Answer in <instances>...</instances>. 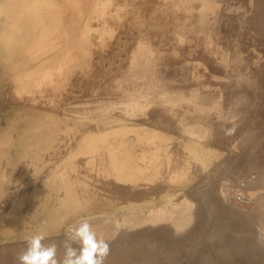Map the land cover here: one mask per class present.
I'll return each instance as SVG.
<instances>
[{"label": "rangeland", "instance_id": "rangeland-1", "mask_svg": "<svg viewBox=\"0 0 264 264\" xmlns=\"http://www.w3.org/2000/svg\"><path fill=\"white\" fill-rule=\"evenodd\" d=\"M3 1L4 0H0V140L2 139V141H0V153H2V158L0 160V189L2 190H0V259L2 261L0 260V264H6L8 261L9 262L7 264H18L17 260L15 259L17 254L19 253V251H21L22 248L24 249L26 247L27 238L35 234H43L45 236L44 242H48V239H56L55 241H57V245H59L58 251L64 253L62 242L65 240V238H68L66 235L68 233L69 226L77 224L83 218H88L98 235L99 225L96 223H98V221H100V219L105 216L116 217L117 213L123 210L124 206L123 204H121L123 202V194H121L120 192V187H123L124 184V186H130V184L129 182H126V184L125 182L118 180V178H120L118 176V173L120 171L116 173L117 176L113 175L112 172L108 173L107 175L105 173L103 176V173L101 172V169L103 170L105 168L103 165L102 168H100V171H98L97 169H91L90 171V166L85 165L84 162L86 159V155L83 154L85 158L82 159L83 156L80 153H77L76 155L72 154V158H70L71 155L69 154L72 153L71 150H75L74 148L76 147V143L78 141L84 139L85 145L83 144V141L77 143V145L81 143L84 145H80L81 147H85L87 146V144L90 145L94 142L96 146H100V140H102V137L104 135H107L105 136V138H107L109 143H113L112 146H115L117 150L120 149L119 152L121 151V155L120 153L117 154L118 157L119 155H125V145L122 146V148L120 147L121 145L117 146V139H114V136H112L115 135V128L112 127L107 129L106 133H97L99 134V137L101 136L100 138L95 137L96 134L94 130L96 126L94 127V125H98L100 121L103 120L101 116L96 119L99 114L102 113H99L102 110H98L99 106L107 107V114L109 118H119L129 124L136 125L137 127L150 128L149 130H154V132L160 131V133L164 134L167 137L169 134L168 139L171 142H168V149L169 151H172V155L174 156H176V154L177 156H179V154L180 156L183 155L184 148L188 144L193 143H197L199 144L198 146L203 147L206 151L213 152L215 154L213 156L210 154L204 156L206 159V174L198 173V169L195 164H192L190 168V171L194 173L195 181H202L203 179L204 181L207 180L206 182L202 183L203 186L200 190L205 191L206 193L208 192V195L210 196H208V198L203 193L202 195L197 193H193L192 195L190 191L193 190V188L186 189V195L189 197V199H191L192 202H194L193 211L197 210L198 213H196L194 215L195 217H193L196 218V224L192 223L194 219L191 220L187 224V226L189 225V228L191 225V228L188 229V227L186 226V232H184L183 230L182 233L173 232L170 228H168L169 231L167 232L161 231L160 229L164 225L161 224L162 222L160 224L156 223V225L153 224L155 227L151 228L149 227V225L151 224L146 223L148 226H144L142 223V225L139 226L141 228H138L140 230L142 229V231H140V236L143 240V245L144 243H146L144 241H147L149 244L156 246L159 243L161 245H165L166 247H170L171 250L174 249L172 251L176 252L177 256L184 255L186 253V246H188L191 241V239H188V237L191 236V234H197L198 236V240L195 243V245L198 247L194 249H198L199 251L206 246L211 248V246L213 247L214 245L215 246L213 247V249H217L219 247V243L214 244L217 240L209 241L212 240V238L209 239L208 237V232L212 230V227H215L213 225L215 223H205L207 221V216L208 220L211 218V216L213 218L214 216L212 215V212L215 211L216 213L217 210L215 195L212 193L216 190V182L223 180V176H227L226 179L230 177L233 179L232 181L234 183H238L239 180L237 179V177L239 178V176L237 174H241L244 170L247 174L250 175L248 177V175L243 173L245 176L243 175L242 178L248 177L250 179L253 178L252 180H255L256 178H258L256 175H264V158L262 157L264 156V152H262L264 150V133H262L264 130V70H261L260 77L258 76L254 79L251 73L252 65L247 64V61H249V59L252 57V52H255L254 49L256 51H260L261 59L262 57L264 59V38L259 34H253V31H255L254 25H251L248 28V30L250 29L249 31L246 29V27H244L245 29L242 28L243 32L239 31L241 30L242 26L240 25V22L237 21L239 24L238 25L235 21V19L240 20L238 19L239 10L237 9V13V11L234 10L236 8L230 5L228 6L226 2L222 4L223 8L220 5V10L214 6L211 7V9L213 8V10H215L213 11L209 9L211 11L210 12L207 10L208 7L205 8L204 5L202 6L203 0H95V2L94 0H90L91 4L94 3V5L92 4L90 6H87L89 5V2H87L86 0H78L76 2L70 0L72 1L71 4H68L70 3L69 1H67L68 3L64 1L66 10L67 6H69L70 9L68 8V10L71 14L75 13L76 17L79 18L80 15H83L80 13H84L85 15L88 14V17H86L87 19L85 18L86 21L84 20L85 22H87L85 23L87 30L85 32L86 37L85 35H83L81 39L78 38L77 32H75L76 35L73 33V31H76V27L74 26V29L72 26H68L69 28L73 29L72 31L69 29L67 30V26H65L66 24L64 23H62L64 24V26L62 25L61 27L59 26L58 28H56L58 30H53V32L48 35L49 39H52L50 41L52 42L54 40H57L58 43L64 42L67 44L65 45L63 43V46L59 44L63 47L61 53V50H58L61 49L60 46L58 48V43L55 45L57 46V48H52V51H50L49 53L54 54L56 52L55 50H58L55 55L58 54L57 57H60L61 55L62 59L60 60H62V62L59 61V63L58 61H56L59 60L57 58L56 60H54V62H51V66H46V69H49V71H51V73L49 74H52L50 79H46L44 75L39 72L38 76L35 75V81L38 84L35 83L34 87L28 85L29 89H25L23 88L22 84L16 85L14 83L15 73L12 70L16 67L13 68V66L10 65L16 61V56L20 54L19 52H22L19 47L20 44L22 43L25 46V43H28L29 41L32 42V36L35 32H37V28L35 26V8L43 4H48L50 2H54L55 4L60 2L59 4L61 5L63 0H49V2H47L48 0H19L22 7L23 5L25 6L23 7V9L17 7H21V5H16L19 3L18 0H9L10 2L12 1L11 4L15 1L14 5H12L16 7V9L18 8L17 10L9 4L10 2L7 3L8 8L6 6V3H4L3 6L1 4V2L3 3ZM5 1L7 2L8 0ZM55 1H57V3ZM84 2L86 4V7H88L90 11L84 9ZM77 3L80 8L82 5V8L84 9L79 12V14L78 12H71L72 8L73 10L74 8H78L77 6L73 7L75 6L74 4ZM70 5L72 6V8ZM26 6L28 8H26ZM91 6H93V8ZM59 7L62 9L63 6ZM221 8L224 11L221 10ZM68 10L66 11V14H68H65V16H67L68 20H70L69 17L71 18L75 15L69 14ZM77 10L79 11L80 9L78 8ZM225 10L229 14H227ZM18 13L21 15L22 19L20 18V15ZM222 14L226 16V18L222 17ZM234 14H237V17L234 16ZM65 16L64 18L66 21L67 19ZM76 17H72L74 19L73 21H75ZM80 17L82 18V16ZM33 18L35 22H33ZM14 20L16 24L12 23L14 22ZM30 20L31 23L33 22L34 24H30ZM220 20L223 22L220 23ZM226 21L228 22V24H226ZM8 24H10L9 27ZM236 26H238V28ZM239 26L241 27L239 28ZM64 27H66V29H64L66 30V33L63 30ZM236 28L237 30H239H235ZM17 29L21 31H18ZM67 31L70 32H68L70 35L74 34L76 36L75 41L71 37L73 40V44L71 43L72 40L69 38L70 35L68 37ZM63 32L67 36H65ZM238 32L241 36H245L246 38H241L240 35L239 37L237 35L239 34ZM60 34L61 36H59ZM241 39L242 42L240 41ZM243 39H245L246 41ZM22 41L25 43H23ZM237 41L240 42V45L241 43L242 45L248 44L247 46H250V49H248L247 46L243 47L242 45H237L239 44L237 43ZM82 43L85 44V46L82 45ZM65 46H67V49L68 46H70L68 50H71L72 48L75 50L72 49L73 52L72 50L68 51L67 49L63 51V49L66 48ZM238 46L240 48H238ZM234 47H236V50ZM238 49L241 50L237 51ZM77 50H79L80 53L78 51L76 52L77 54L73 55L74 51ZM245 50L246 52L244 53H248L243 55V51ZM249 51L251 52L249 53ZM70 52H72L73 56ZM78 53L80 56H77ZM235 55L237 57H235ZM80 57L82 59V62L81 59H79ZM262 62L259 66H264V61L262 60ZM239 66H241L243 69ZM10 68L12 69L10 70ZM17 68H19V66H17ZM245 68L248 71H251L248 72ZM240 69H242L243 71ZM241 72H245L247 74L246 77H242ZM249 73H251V77L248 76ZM247 77L249 79H247L246 85V83L244 82ZM242 78H244V81H242ZM252 79H254V81H252ZM42 80L43 82H41ZM248 80L250 85L248 84ZM56 81L58 82V85H55ZM238 81L240 83H238ZM251 83L255 84V88ZM257 85H261V87ZM43 86L47 87V89ZM53 88L57 89V91H55ZM257 88L259 90H257ZM34 90H37V92ZM40 91L46 92L42 93ZM38 92H40L41 94H39ZM257 92L260 94H257ZM54 93L56 95H54ZM39 95L43 99L40 98ZM44 96L47 99H45ZM131 100H135L136 102V106L133 108L127 107L126 104ZM34 106H36L37 108ZM39 107L41 109L44 108L48 111L45 112L43 110H40ZM50 109H52L51 111L54 112H51ZM65 109H67V111ZM257 109L259 110L257 111ZM256 115H258V117ZM235 116L238 117L236 118ZM29 119H32V124L35 121L34 124H36L37 126L39 125L38 127H41L39 130L41 135L38 131L36 134L38 136L37 141L33 140L35 134L31 128L34 124L31 125V127L28 123ZM93 119H96V121H92ZM39 120L42 121L40 122ZM242 122L244 124H242ZM43 124H46L44 126L47 127L43 128ZM51 126L54 132L56 131V129H59V131L57 130L58 133L57 131L55 132L56 134L53 131L48 132L49 130H52L50 129ZM26 127H28L29 129ZM191 127L193 130L191 129ZM232 127H235V134L226 136L225 130ZM47 128H49V130ZM185 128H188L186 130L187 132L185 131V133H183ZM43 129L47 130L43 131ZM73 130L75 132H73ZM189 130H192L195 138L186 136L190 134L188 132ZM77 131L79 134L76 133ZM48 133H51V136ZM45 134L47 135V137H44ZM196 134H199L197 138ZM56 135H58L59 137ZM69 135L71 136V138ZM131 135L133 136V133L129 134V137H132ZM42 136L44 137L43 139ZM198 137H201L200 140ZM188 138L189 141H187ZM87 139L89 140L88 142L86 141ZM74 141H76L75 144ZM259 141L262 142V149H259ZM29 144H32V146L28 147ZM110 144L106 146V149L110 148ZM173 144H177L179 147L177 145L174 146ZM22 146H24L26 150H24V147ZM148 149L152 150L151 152L153 153L152 148L149 147ZM174 150L177 151L174 152ZM242 151L244 152L242 153ZM259 151H261L263 154H260L261 152ZM155 152L156 151H154L153 155L152 153L148 154L152 159V172L148 170L146 171V169L144 168L146 172L144 170L143 171L146 174L142 173L140 175L146 177L147 179L149 178V180L151 181H147L148 183H151L149 185L154 184L159 186L162 185V183H160V180L161 182L164 181V173L162 172L163 164L161 163V165H159V171L155 170L154 164L159 162V156H157L158 153L156 154ZM66 158L70 160L75 158L73 159L74 161H72L73 165L71 162L66 163ZM80 160L83 162H81ZM74 163L75 165L76 163L78 164V167H75V171L72 170V166H75ZM216 164L219 166L221 165L222 167H220H224L225 169L223 168L221 170L218 167L217 171V169H215ZM20 165L22 166L20 167ZM135 165L137 166V162L135 163ZM43 166H46V168ZM67 166L68 168H66ZM54 169H56L57 171ZM239 170L240 172H238ZM51 172L52 178L50 176ZM53 172H55L56 174ZM67 172L71 173V175ZM98 172L102 175L99 174V176L97 177L96 173ZM156 173L158 175H156ZM67 174L70 176H68L69 178L73 177L70 181L74 180L76 177L77 179L79 177H87L88 179L91 178V181L89 180L86 184L87 190L82 194L78 193L77 197L74 199V203L72 202L71 204L66 201V198H68L69 194L63 188H60L62 186V181L60 180H63L61 178H64V176H67ZM254 174L256 178L254 177ZM47 175H49V177H47ZM209 175L210 178H208ZM215 175L216 178H214ZM101 176L103 177V180L100 179ZM105 177H109L108 180L110 179V181L104 179ZM221 177H223V179ZM69 178L68 181L67 179H64L65 186H68L69 183L75 186L76 184L71 183L69 181ZM234 178L237 181L234 180ZM46 179H51V182H47ZM35 180L37 181V183H34L36 182ZM113 180L115 182L117 181V183H115ZM52 181H55L56 183L54 182L55 184H52ZM157 182L160 184H158ZM107 183L109 185L111 184V191L109 190V186ZM204 184H206V187L204 186ZM45 185L46 187H48L49 185L50 186L46 188ZM91 185H95L94 190L89 188ZM210 185L211 188L209 187ZM76 186V191H79L80 184H77ZM51 187H53V189H51ZM208 187L210 189H208ZM43 189L44 191H42ZM61 189L63 190V192H61ZM74 191L75 190L71 191L70 193L72 194V192L74 193ZM103 191L105 193H103ZM165 191L172 194L175 192V189L172 186H169ZM262 191L261 189H255L254 195L258 196L257 193L262 194ZM107 192L109 194H107ZM65 194L68 195L65 196ZM176 196L178 198H181L179 194ZM62 197L65 201L62 200ZM195 201L197 202L195 203ZM66 202L68 203L67 205H65ZM202 203H204L205 205H203ZM213 206L216 207L214 208ZM194 207H196L197 209L195 210ZM208 207H210V209ZM207 209L209 212L207 211ZM206 213L209 214L207 215ZM196 215H198L199 217ZM208 224L212 226H209ZM203 225L207 228L200 227ZM121 231L116 233L117 236ZM173 234L175 237H173ZM177 234L179 235L177 236ZM207 241L214 243H211V245L209 246L207 244ZM76 246L77 245L74 243L73 247ZM173 246L175 248H173ZM202 246L204 247L202 248ZM16 248H18L19 250H17ZM7 249H9L10 251ZM4 251L6 253H3ZM208 253L210 254V252L205 251L203 258V260L205 259V261L201 262L202 264H214L213 257H209ZM8 254H10L11 256ZM160 254L159 252H156L155 255H158L159 259H155L158 258L155 257L152 261L149 262L143 260L142 264H168L167 261L163 259L162 252H160ZM59 255L61 254L59 253ZM8 256L10 257L9 260ZM3 259L5 260V262ZM14 259L16 261H14ZM190 260H193V258H191ZM190 260V264H196L195 260H193L192 263ZM135 262L137 263V261ZM233 263L239 264L235 262ZM225 264L230 263L226 262Z\"/></svg>", "mask_w": 264, "mask_h": 264}, {"label": "bare ground", "instance_id": "bare-ground-1", "mask_svg": "<svg viewBox=\"0 0 264 264\" xmlns=\"http://www.w3.org/2000/svg\"><path fill=\"white\" fill-rule=\"evenodd\" d=\"M15 1H17V0H15ZM15 1L12 3L13 5H14V3H15ZM19 1V0H18ZM64 1L65 2H67V1H69L70 3H68V4H71V2L72 1H70V0H63V2H62V4L60 5L59 3H57V1H55L57 4H55L54 2H50V3H48V4H43V5H40L39 7H37V8H35L34 10H35V15H36V19H35V21H34V18L32 19L33 20V22H35V26H36V28H37V32H35L34 34H33V36H32V42H28V43H25V42H23V41H25V40H23L22 42L23 43H25V46L21 43L20 44V49L22 50V52L20 51L19 53L20 54H18V56H16L17 58H16V61L14 62V63H12L10 66H13V68L14 67H16V68H14L12 71H14V83L16 84V85H20V84H22V86H23V88H25V89H29L28 88V85H30V86H32V87H34L35 86V83L36 84H38L36 81H35V77L36 76H38V73L40 72L42 75H44V77L47 79V78H49L50 79V77L52 76V74L50 75L49 73H51V71H49V69H46V66H51V62H54V60H56L57 58L59 59V60H56V61H61L62 62V60H60V59H62L61 57V55H60V57L58 56L57 57V55H55L57 52H58V50H61L60 51V53L62 52V46H63V43L64 42H60V43H58L57 42V40H54V41H50V40H52V39H49V34H51L52 32H53V30H55L56 28H58L59 26L61 27L62 25L64 26V24H66L65 26H67V30L69 29V30H71L72 31V29L74 28V26L76 27V31H73V33L76 35V33L75 32H77V34H78V38H80L81 39V37H83V35H85L86 33V24L85 23H87V22H85L86 20H85V18L86 17H88V14H84V13H80V14H83V15H80V16H82V18L78 15L79 14V12H81L82 10H84V9H86L87 11L89 10V8L88 7H86V4H85V2L87 1V2H89L88 4L89 5H87V6H90V5H94V3H92L91 4V1L90 0H86L85 2H84V4H83V7H84V9L82 8V5H81V8L79 7V5H78V3L77 4H74L75 6H73V7H78L80 10L78 11L77 9L78 8H74V10H73V8H72V6H71V12H78V16H79V18L78 17H76V14L74 13V14H71L70 13V11L68 10V8H69V6H67V10L69 11V14H71V15H75V16H72V17H76V19H75V21H73L74 19L72 18H70L69 16V19L70 20H72V21H70V20H68V18H67V16H65V14H66V6H65V3H64ZM73 1H78V0H73ZM8 2H10L9 0L6 2L5 0L3 1V3L1 2V4L3 5L4 3H8ZM12 2V1H11ZM11 2L9 3L10 5H12L11 4ZM47 2H49V0L47 1ZM74 2V3H75ZM94 2H95V0H94ZM201 2V1H200ZM227 3L228 4V6L230 5V6H232V7H234V8H236V9H234V10H236L237 11V9L239 10V18L238 19H240V20H237V19H235V21L237 22H240V25L242 26H239V28L241 27V30H239V31H242V28L243 29H245L244 27H246V29L248 30V28L251 26V25H254V27H255V31H253V34L255 33L256 35L257 34H259L260 36H262L263 38H264V0H203V4H202V6L204 5L205 6V8H207V10L208 11H210L209 9H211V7H216V8H218L219 9V7H220V5H221V7H222V4L223 3ZM18 3V2H17ZM19 3H20V1H19ZM16 4V5H21V3L20 4ZM63 3H64V5H63ZM231 3V4H230ZM73 4V3H72ZM12 5V6H13ZM63 6L62 7V9L64 10V8H65V10L63 11L59 6ZM85 5V6H84ZM4 6V5H3ZM7 6V8H8V4L6 5ZM5 6V7H6ZM225 6V5H224ZM14 7V6H13ZM18 8H22L23 9V7H25L24 5H23V7H22V5H21V7H19V6H17ZM92 8H93V6H91ZM91 7H90V9H91ZM231 7V8H232ZM2 8H4V7H2ZM11 8V7H10ZM15 9H16V7H14ZM17 8V9H18ZM26 8H28L27 6H26ZM95 8V7H94ZM223 8V7H222ZM221 8V10H223ZM6 9V8H5ZM16 9V10H17ZM70 9V8H69ZM77 11H76V10ZM233 9V8H232ZM1 10V9H0ZM2 10H4V9H2ZM10 10H13V9H10ZM86 10H85V13H86ZM93 10V9H92ZM211 10H213V8L211 9ZM215 10V9H214ZM213 10V11H214ZM220 10V9H219ZM234 10H233V12H234ZM23 11V10H22ZM90 11V10H89ZM212 11V12H213ZM217 11V10H216ZM224 11V10H223ZM226 11V10H225ZM14 12V11H13ZM12 12V13H13ZM28 12H29V9H28ZM84 12V11H83ZM211 12V11H210ZM227 12V11H226ZM225 12V13H226ZM1 13H2V11H1ZM20 13V12H19ZM18 13V14H19ZM23 13V12H22ZM206 13H207V11H206ZM217 13V12H216ZM222 13H224V12H222ZM237 13H238V11H237ZM17 14V13H16ZM68 14V13H67ZM66 14V15H67ZM209 14V13H208ZM213 14V13H212ZM227 14H229L228 12H227ZM12 15V14H11ZM20 15V14H19ZM18 15V16H19ZM84 15H85V17H84ZM205 15V14H204ZM223 15V14H222ZM221 15V16H222ZM233 15V14H232ZM64 16L66 17V21H65V18H64ZM216 16V15H215ZM229 16H231V15H229ZM228 16V17H229ZM234 16H236L237 17V14L235 15L234 14ZM7 17V16H6ZM16 17V16H15ZM84 17V18H83ZM205 17V16H204ZM210 17V16H209ZM217 17H218V15H217ZM222 17H225L226 18V16H222ZM19 18V17H18ZM20 18H21V15H20ZM29 18V17H28ZM27 18V19H28ZM80 18H81V21H80ZM230 18V17H229ZM10 19V18H9ZM8 19V20H9ZM16 19V18H15ZM22 19V18H21ZM30 19H31V16H30ZM79 19V20H78ZM87 19V18H86ZM201 19V18H200ZM222 19H224V18H222ZM221 19V20H222ZM233 19H234V17H233ZM6 20H7V18H6ZM18 20V19H17ZM79 22H78V21ZM85 20V21H84ZM204 20V19H203ZM220 20V21H221ZM11 21V20H10ZM27 21V20H26ZM67 21H70V22H67ZM84 21V22H83ZM19 22V21H18ZM31 23V20H30V24H34V23ZM77 22V23H76ZM81 22V23H80ZM223 21H221L220 23H222ZM238 22H237V24H238ZM12 23H15L16 24V22H15V20H14V22H12ZM11 23V24H12ZM21 23V22H20ZM26 23V22H25ZM62 23H64V24H62ZM230 23V22H229ZM226 24H228V22L226 21ZM6 25V24H5ZM9 25L10 24H8V27H9ZM13 25V24H12ZM26 25V24H25ZM24 25V26H25ZM28 25V24H27ZM239 25V24H238ZM34 26V25H33ZM73 27L72 29L71 28H69V27ZM7 27V28H8ZM16 27V26H15ZM231 27V26H230ZM237 28H238V26H236ZM17 28V27H16ZM20 28V27H19ZM18 28V29H19ZM88 28V27H87ZM237 28L235 29V30H237ZM6 29V28H5ZM17 29V30H18ZM27 29V28H26ZM32 29V28H31ZM64 29H66V27H64L63 28V30ZM56 30H58V29H56ZM231 30V29H230ZM237 30V31H238ZM246 30V31H247ZM250 30V29H249ZM248 30V31H249ZM18 31H21V30H18ZM66 30H64V32H65ZM236 31V32H237ZM245 31V32H246ZM32 32V31H31ZM34 32V31H33ZM59 32V31H58ZM63 32V33H64ZM69 31H67V34H68V37H69V33H68ZM229 32V31H228ZM243 32V31H242ZM17 33H19V32H17ZM23 33H24V31H23ZM66 33V32H65ZM65 33H64V35H65ZM232 33V32H231ZM239 33V32H238ZM252 33V32H251ZM1 34V33H0ZM10 34V33H9ZM55 34V33H54ZM74 34H71L70 35V39L72 40V38L74 39V41L76 40V36L74 35ZM237 34V33H236ZM5 35V34H4ZM21 35V34H20ZM72 35H74V36H72ZM238 36L240 35V33L239 34H237ZM248 35V34H247ZM6 36V35H5ZM14 36V35H13ZM31 36V35H30ZM29 36V37H30ZM52 36H53V34H52ZM56 36V35H55ZM54 36V37H55ZM59 36H61V34L59 35ZM58 36V37H59ZM65 36H67V35H65ZM234 36H235V34H234ZM241 36V35H240ZM239 36V37H240ZM259 36V37H260ZM15 37V36H14ZM72 37V38H71ZM75 37V38H74ZM85 37H86V35H85ZM237 37V36H236ZM242 37H245V36H241V38ZM256 37V36H255ZM3 38V37H2ZM10 38H11V36H10ZM9 38V39H10ZM51 38V37H50ZM53 38V37H52ZM57 38V37H56ZM62 38V37H61ZM77 38V39H78ZM246 38V37H245ZM19 39V38H18ZM63 39V38H62ZM68 39V38H67ZM256 39H259V38H256ZM2 40V39H1ZM8 40V39H7ZM47 40H48V42H47ZM69 40V39H68ZM233 40V39H232ZM243 40H245V39H243ZM26 41H28V40H26ZM61 41H63V40H61ZM65 41V40H64ZM83 41H85V40H83ZM241 42H242V39L240 40ZM246 41V40H245ZM252 41V40H251ZM257 41V40H256ZM6 42V41H5ZM71 42V41H70ZM79 42V41H78ZM258 42H259V40H258ZM7 43V42H6ZM58 43V48H59V46H60V48L61 49H58V50H55V51H53V52H55L54 54H50L49 52L50 51H52L51 49L52 48H57V46H55L56 44ZM72 44H73V40H72V42H71ZM237 43H239V44H237V45H240V42H238L237 41ZM245 43V42H244ZM252 43V42H251ZM256 43V42H255ZM59 44H61V45H59ZM65 45L67 44V43H64ZM79 44V43H78ZM259 44V43H258ZM82 45H84L85 46V44H83L82 43ZM232 45V44H231ZM241 45H242V43H241ZM240 45V46H241ZM248 45V44H247ZM247 45H242L243 47L244 46H247ZM255 45V44H254ZM78 46V45H77ZM83 46V47H84ZM261 46V45H260ZM66 47V48H65ZM64 48L65 49H63V51L64 50H66L67 49V46H65ZM69 47L70 46H68V49H69ZM80 47V46H79ZM237 47V46H236ZM236 47H234L235 48V50H236ZM250 47V46H249ZM248 46H247V48L248 49H250ZM17 48V47H16ZM16 48H14V49H16ZM78 48V47H77ZM238 48H240L239 46H238ZM252 48V47H251ZM259 48V47H258ZM13 49V50H14ZM19 49V50H20ZM67 49V50H68ZM71 49V48H70ZM73 49V48H72ZM71 49V50H72ZM80 49V48H79ZM87 49V48H86ZM254 49V48H253ZM264 49V48H263ZM71 50H68V51H71ZM73 50H75V49H73ZM73 50H72V52H73ZM234 50V51H235ZM241 50V49H240ZM239 49L237 50V51H240ZM17 51V50H16ZM79 50H77V51H74V53H73V55H75V54H77L76 52H78ZM254 51L255 52H252L253 54L251 55L252 57L249 59V61H247V64H251L252 65V77L255 79V77H260V72H261V70L263 71L264 70V66H259L260 65V63L262 62V60L264 61V59H263V57H262V59H261V56H260V51H256L255 49H254ZM264 51V50H263ZM72 52H70L71 53V55H72ZM244 52H246V50L245 51H243V55L244 54H247V53H244ZM251 51H249V53H250ZM79 53H80V51H79ZM79 53H78V55L77 56H80L79 55ZM235 53V52H234ZM237 53V52H236ZM239 53H241V52H239ZM72 55V56H73ZM77 56H75V57H77ZM237 56H238V54H237ZM236 55H235V57H237ZM241 56H242V54H241ZM74 57V58H75ZM243 58V57H242ZM76 59V58H75ZM79 59H81V57L79 58ZM246 59V58H245ZM77 60V59H76ZM55 61V62H56ZM245 61V60H244ZM57 62V63H58ZM81 62H82V59H81ZM195 62V61H194ZM243 62V61H242ZM246 62V61H245ZM60 63V62H59ZM197 63V62H196ZM263 63V62H262ZM241 64H243V63H241ZM246 64V63H245ZM248 65V66H249ZM17 66H19V68H17ZM243 66V65H242ZM247 66V67H248ZM240 68H242L241 66H239ZM238 67V68H239ZM236 68H237V66H236ZM12 68H10V70H11ZM243 69V68H242ZM242 69H240V70H242ZM246 69V68H245ZM239 70V69H238ZM243 71V70H242ZM246 71H248L247 69H246ZM251 71V70H250ZM250 71H248V72H250ZM53 72V71H52ZM264 72V71H263ZM13 73V72H12ZM37 73V74H36ZM242 73V72H241ZM241 73H239V74H241ZM251 73H249V75L248 76H250V74ZM49 74V75H48ZM56 74V73H55ZM238 74V75H239ZM242 74H244V75H242ZM241 74V76L242 77H246V73L244 72V73H242ZM36 75V76H35ZM48 76V77H46V76ZM61 75V74H60ZM44 77H43V79H44ZM251 77V76H250ZM55 78V77H54ZM61 78V77H60ZM240 78V77H239ZM40 79V78H39ZM42 79V78H41ZM48 79V80H49ZM241 79V78H240ZM243 80L242 81H244V78H242ZM247 79H249L248 77L246 78V80H245V82L244 83H246V81H247ZM254 79H252V81H254ZM257 79V78H256ZM59 80V79H58ZM237 80V79H236ZM258 80V79H257ZM51 81V80H50ZM240 81V80H239ZM238 81V83H240ZM11 82V81H10ZM40 82V81H39ZM41 82H43V80L41 81ZM40 82V83H41ZM47 82V81H46ZM251 82V81H250ZM255 82H256V80H255ZM254 82V83H255ZM58 82L56 81V83H55V85H58L57 84ZM253 83V82H252ZM251 83V84H252ZM259 83H261V82H259ZM13 84V83H12ZM14 84V85H15ZM60 84V83H59ZM243 84V83H242ZM242 84H240V85H242ZM248 84H249V80H248ZM256 84V83H255ZM255 84H252V86H254V88H255ZM258 84V83H257ZM40 85V84H39ZM64 85V84H63ZM246 85H247V83H246ZM250 85V84H249ZM9 86V85H8ZM11 86V85H10ZM38 86V85H37ZM41 86H42V84H41ZM59 86H62V85H59ZM257 86H259V85H257ZM43 87H45V86H43ZM65 87V86H64ZM259 87H261V85L259 86ZM11 88V87H10ZM42 88V87H41ZM46 89H47V87H45ZM52 88V87H51ZM56 88H58V87H56ZM253 88V87H252ZM34 89V88H33ZM39 89V88H38ZM55 91H57V89H55V88H53ZM41 90V89H40ZM44 90V89H43ZM42 90V91H43ZM53 90V91H54ZM61 90V89H60ZM257 90H259L258 88H257ZM256 90V91H257ZM34 91H36L37 92V90H34ZM42 91H40V92H42ZM50 91V90H49ZM249 91V90H248ZM40 92H38L39 94H41ZM44 92H46V91H44ZM44 92H42V93H44ZM52 92V91H51ZM51 92H50V95H51ZM60 92V91H59ZM18 93H19V91H18ZM35 93V92H34ZM48 93V92H47ZM46 93V94H47ZM53 93V92H52ZM205 93V92H204ZM10 94V93H9ZM209 94V93H208ZM257 94H260V93H258L257 92ZM22 95V94H21ZM37 95V94H36ZM54 95H56L55 93H54ZM264 95V94H263ZM42 96H43V94H42ZM52 96H53V94H52ZM52 96H51V98H52ZM177 96V95H176ZM39 97H40V95H39ZM46 97H50V96H46ZM204 97H206V96H204ZM203 97V98H204ZM259 97V96H258ZM35 98V97H34ZM40 98H42V97H40ZM44 98H45V96H44ZM51 98H49V99H51ZM56 98V97H55ZM173 98H174V96H173ZM202 98V99H203ZM43 99V98H42ZM45 99H47V98H45ZM179 99V98H178ZM241 99H242V97H241ZM51 100H53V99H51ZM183 100V99H182ZM260 100V99H259ZM42 101V100H41ZM54 102V101H53ZM56 102H57V100H56ZM135 102V100L134 101H130V102H127L126 104H127V107H131V108H133V107H135L136 106V102ZM204 102V101H203ZM131 103H134V104H131ZM263 103V102H262ZM201 104V103H200ZM44 105V104H43ZM258 105H259V103H258ZM40 106H42V105H40ZM34 107H36V106H34ZM48 107H50V106H48ZM127 107H126V109H127ZM259 107V106H258ZM264 107V106H263ZM37 108V107H36ZM53 108H54V106H53ZM67 108H68V106H67ZM73 108V107H72ZM91 108V107H90ZM39 109L40 110H43V111H45V112H47L48 110H46V109H44V108H40L39 107ZM55 109H57V108H55ZM79 109H81V108H79ZM93 109V108H92ZM101 111H100V110ZM52 109H50V111H51ZM66 111H67V109H65ZM94 110V109H93ZM98 110L100 111L99 113H101V114H99V116L96 118V119H98L100 116L103 118V120H101L100 121V123L98 124V125H94V127H95V130H94V132H95V137H99L98 135L99 134H101V133H106V130L107 129H109V128H115V135H112V136H114V139H117V146L118 145H121L120 147L122 148V146H124L125 145V149H124V151H126L125 152V155H122V156H120L121 155V151L119 152V150H117V148L115 147V146H112L113 145V143H109V141L107 140V138H105V136H107V135H102L103 137H102V140H100V146H96V144H94L95 142H94V139H93V142L94 143H89L90 145H88L87 144V146H85V147H81V146H84L85 145V142H84V139H82V140H80L81 142L83 141L84 143V145L81 143V144H78L77 145V143L78 142H80V141H78L77 143H76V141H74V144L76 143V147L73 149L74 151H72L71 150V152L72 153H69L70 155H71V157L70 158H72L73 157V155L72 154H74V155H76L77 153H80V154H82V159H84L85 157H86V159H85V165H87V166H90V171H91V169L92 170H95V169H97L98 171H100V168H102V165L105 167L103 170L101 169V172L103 173V176H104V174L106 173V175L108 174V173H110V172H112V174L113 175H116L117 176V172H119L118 173V176L120 177V178H118V180H121V181H123V182H129V184H130V186H124L123 185V187H120V192H121V194H123L122 195V198H123V202L121 203V204H123V206H124V208H123V210L122 211H120V212H118L117 213V216L116 217H110V216H105V217H103V218H101L100 219V221H98V223H96V224H98L99 226V230H98V237H102V238H104V237H108V238H104V239H107V241H109L111 244H110V255H109V257H108V259H107V261H106V264H142L143 262V260H146L147 262H149V261H152L153 260V258H155V257H158V258H155V259H159V256L157 255V256H155L156 255V252H159V254H160V252H162V256H163V259L165 260V261H167V263L168 264H190V262H189V260L191 259V258H193V260H195L196 261V264H202L201 262H203V261H205V259L203 260V258H204V253H205V251H208V252H210V254H209V257H213V259H214V264H225L226 262L227 263H230V264H232L233 262H235V263H239V264H264V175H262L261 174V176H258V175H260V174H258V175H256L258 178H256L255 177V174H254V177L256 178L255 180H252L253 178H248L249 177V175L250 174H247L246 173V171L244 172H242L241 174H237L238 176H239V178L237 177V179L239 180L238 181V183H234L232 180V178H228V179H226V177L227 176H223L224 177V179H223V177H221L223 180H221V181H218V182H216V187H215V191H213L212 193L215 195V201L217 202V210H216V213H215V211H213L212 212V215L214 216L213 218H212V216H211V218L208 220V216H207V221L205 222V223H207V222H211V223H215V224H213L215 227H212V230L211 231H209L208 232V237H209V239L210 238H212V240H209V241H215V240H217L215 243L214 242H209V241H207L208 243V245L210 246L211 245V243H214V244H218L219 243V249L217 248V249H213V247L215 246H211V248H209L208 246H206V247H204V246H202V248L203 249H201V250H199L198 251V249H194V248H196V247H198V246H196L195 245V243H196V241L198 240V236H197V234H191V236H189L188 237V239H191V241H190V243L188 244V246H186V253L184 254V255H179V256H177V254H176V252H174V251H172V250H174V249H172L171 250V248L170 247H166L165 245H161V244H157V246L156 245H151V244H149L147 241H144V242H146V243H144V245L142 244V238H141V236H140V231H142V229L140 230L139 228H141V227H139L140 225H142V223H143V225L145 226V225H147V224H151V225H149V227L151 228V227H155L153 224H155L156 225V223H161V224H164L163 225V227L160 229L161 231H165V232H167V231H169V229L168 228H170L173 232H180V233H182L183 232V230H184V232H186L185 230V227L187 226V224L191 221V220H193V222L192 223H195V219L196 218H193V217H195L194 215L197 213V208L196 207H194L195 208V210L196 211H193V204H194V202H192L191 201V199H189V197L186 195L187 194V192H186V189H192L193 188V190H191L190 192L192 193V195H193V193H197V194H200V195H202V193L205 195V196H209L208 195V192L206 193L205 191H202V190H200L201 188H202V183H204V182H206V181H204V179L202 180V181H199V180H196L195 181V179H194V173L193 172H191L190 171V168H191V165L192 164H195V166L197 167V169H198V173H200V174H204L205 173V170H206V159H205V157L204 156H206V155H215L213 152H208V151H206L203 147H201V146H198L199 144H197V143H193V144H188L185 148H184V153H183V155H181L180 156V154H179V156H177V154H176V156H174V155H172V151L170 152L169 151V149H168V142H171L169 139H168V137H169V134H168V137L167 136H165L164 134H162V133H160V131H155L154 132V130H149L150 128H145V127H137L136 125H132V124H129V123H127L126 121H124V120H122V119H119V118H114V117H111V118H109V116H108V114H107V107H101V106H99L98 107ZM97 110V111H98ZM244 110V109H243ZM256 110V109H255ZM259 109H257V111H258ZM51 112H54V111H51ZM84 112V111H83ZM93 112V111H92ZM130 112V111H129ZM252 112V111H251ZM33 114V113H32ZM41 114V113H40ZM129 114V113H128ZM131 114V113H130ZM257 114V113H256ZM39 116V115H38ZM127 116V115H126ZM257 117H258V115H256ZM236 117V116H235ZM238 117V116H237ZM236 117V118H237ZM254 117V116H253ZM94 118V117H93ZM262 118V117H261ZM260 118V119H261ZM92 119V118H91ZM96 119H93L92 121H96ZM126 119V118H125ZM24 120V119H23ZM44 120V119H43ZM83 120V119H82ZM233 120V119H232ZM238 120V119H237ZM253 120V119H252ZM255 120V119H254ZM258 120V119H257ZM256 120V121H257ZM33 121H34V119H33ZM37 121H38V119H37ZM40 121V120H39ZM42 121V120H41ZM40 121V122H41ZM48 121V120H47ZM248 121V120H247ZM12 122V121H11ZM25 122H27V121H25ZM44 122V121H43ZM46 122V121H45ZM49 122V121H48ZM233 122V121H232ZM258 122H260V121H258ZM28 123L30 124V126L31 125H33L34 123H35V121H34V123L32 124V119H29L28 120ZM47 123V122H46ZM37 124H38V122H37ZM42 124V123H41ZM54 124V123H53ZM180 124V123H179ZM181 124H182V122H181ZM180 124V125H181ZM236 124V123H235ZM242 124H244L243 122H242ZM254 124H255V122H254ZM28 125V124H27ZM35 125V126H34ZM33 125V127L31 128L32 130H33V132H34V137H33V140H36L37 141V139H38V136L36 135L37 134V131L39 132V130H40V128L41 127H38L36 124H34ZM44 125H46V124H43L42 125V127L44 126ZM195 125H197V124H195ZM246 125V124H245ZM244 125V126H245ZM258 125V124H257ZM256 125V126H257ZM263 125H264V123H263ZM41 126V125H40ZM49 126V125H48ZM54 126V125H53ZM199 126V125H198ZM250 126V125H249ZM255 126V125H254ZM47 126H44L43 128H46ZM184 127H186V126H184ZM231 127V126H230ZM26 128H28V127H26ZM57 128V127H56ZM29 129V128H28ZM27 129V130H28ZM30 129V130H31ZM48 130H49V128H47ZM47 129H45V130H47ZM50 129H52V126L50 127ZM188 129V128H187ZM186 128H185V130H184V132L183 133H185V131L187 130ZM190 129V128H189ZM191 129H192V127H191ZM200 129V128H199ZM31 130V131H32ZM42 130V129H41ZM44 129H43V131H45ZM59 131V129H56V131ZM78 130V129H77ZM92 130V129H91ZM97 130V131H96ZM193 130V129H192ZM192 130L190 131H188L191 135H193V136H191L190 134L189 135H186V136H190V137H194V134H193V132H192ZM238 130V129H237ZM241 130V129H240ZM262 130H263V128H262ZM51 131H53L54 132V130L52 129V130H49L48 132H51ZM55 131V132H56ZM58 131H57V133H58ZM93 131V130H92ZM197 131V130H196ZM14 132V131H13ZM54 132V133H55ZM73 132H75L74 130H73ZM85 132V131H84ZM93 132V133H94ZM187 132V131H186ZM40 133V132H39ZM43 133V132H42ZM53 133V134H54ZM76 133H78V131L76 132ZM97 133H99V134H97ZM131 133H133V136L132 137H129V134H131ZM194 133H195V131H194ZM262 133H264V130H263V132ZM33 134V133H32ZM44 134V133H43ZM48 134H50V136H51V133H48ZM52 134V135H53ZM56 134V133H55ZM79 134V133H78ZM83 134V133H82ZM113 134V133H112ZM235 134V133H234ZM40 135H41V133H40ZM77 135V134H76ZM238 135V134H237ZM264 135V134H263ZM47 137V135L45 134L44 135V137ZM49 136V137H50ZM56 136H58V135H56ZM67 136V135H66ZM70 136V135H69ZM197 136H199V134H196V138H197ZM202 136V135H201ZM261 136V135H260ZM259 136V137H260ZM43 136H42V139L44 138ZM59 137V136H58ZM74 137V136H73ZM72 137V138H73ZM101 137V136H100ZM99 137V138H100ZM172 137V136H171ZM170 137V138H171ZM235 137V136H234ZM264 137V136H263ZM63 138V137H62ZM61 138V139H62ZM66 138V137H65ZM70 138H71V136H70ZM75 138V137H74ZM195 138V137H194ZM199 138V137H198ZM201 138V137H200ZM200 138H199V140H200ZM41 139V138H40ZM41 139V140H42ZM48 139V138H47ZM52 139V138H51ZM59 139V138H58ZM90 139V138H89ZM97 139V138H96ZM191 139V138H190ZM237 139V138H236ZM235 139V140H236ZM259 139V138H258ZM26 140H28V139H26ZM57 140V139H56ZM77 140H79V139H77ZM169 140V141H168ZM173 140V139H172ZM247 140V139H246ZM0 141H2V139L0 140ZM50 141V140H49ZM52 141V140H51ZM62 141V140H61ZM68 141H70V140H68ZM67 141V142H68ZM87 142L89 141L88 139L86 140ZM98 141H99V139H98ZM176 141V140H175ZM187 141H189V138H188V140ZM258 141V140H257ZM262 141V140H261ZM57 142V141H56ZM65 142V141H64ZM195 142H197V141H195ZM200 142V141H199ZM263 142V141H262ZM262 142H260L259 141V143L261 144H258L260 147H259V149L262 147ZM30 143V142H29ZM32 143V142H31ZM34 143V142H33ZM39 143V142H38ZM37 143V144H38ZM46 143V142H45ZM51 143V142H50ZM63 143V142H62ZM177 143V142H176ZM55 144V143H54ZM57 144V143H56ZM64 144V143H63ZM66 144V143H65ZM74 144H73V146H74ZM110 144V148H107L106 149V146L107 145H109ZM236 144V143H235ZM257 144V143H256ZM59 145H60V143H59ZM58 145V146H59ZM81 145V146H80ZM171 145V144H170ZM174 146H176L175 144H173ZM172 145V146H173ZM234 145V144H233ZM30 146H32V144L30 145L29 144V146L28 147H30ZM78 146H80V147H78ZM178 146V145H177ZM241 146V145H240ZM264 146V145H263ZM22 147H24V146H22ZM113 147V148H112ZM152 148L153 149V153H154V151H156L155 153L157 154V156H159L158 158H159V162H157L158 163V165H157V163H155L154 164V166H155V170H160V166L159 165H161V163L163 164V170H162V172L164 173V181L163 182H161V180H160V183H162V185H159V186H157V185H149V184H151V183H148V182H151L150 180H149V178L147 179L146 177H143L142 175H140V174H142V173H145L147 170L148 171H150V172H152V159H151V157L148 155L149 153H152L151 151L152 150H149L148 148ZM170 147V146H169ZM179 147V146H178ZM257 147V146H256ZM119 148V147H118ZM175 148H177V147H175ZM263 148V147H262ZM261 148V149H262ZM78 149H80V150H78ZM104 149H106V150H104ZM181 149V148H180ZM236 149V148H235ZM234 149V150H235ZM258 149V150H259ZM24 150H26L25 149V147H24ZM54 150V149H53ZM69 150H70V148H69ZM121 150H123V149H121ZM148 150H149V152H148ZM257 150V151H258ZM177 150H174V152H176ZM209 151H212V150H209ZM257 151H256V153H257ZM59 152V151H58ZM118 152V153H117ZM181 152H182V150H181ZM244 151H242V153H243ZM259 152H261V151H259ZM259 152H258V154H259ZM262 152H264V150L262 151ZM260 153V154H263V153ZM120 153V155H119V157H122V158H119L118 157V155L117 154H119ZM153 153H152V155H153ZM26 154V153H25ZM86 155L85 157H84V155ZM235 154V153H234ZM245 154V153H244ZM247 155V154H246ZM256 155V154H255ZM54 156V155H53ZM52 156V157H53ZM243 156V155H242ZM257 156V155H256ZM39 157V156H38ZM75 157V156H74ZM259 157V156H258ZM261 157V156H260ZM263 158H264V156H262ZM1 158H2V153H0V160H1ZM24 158V157H23ZM76 158H78V157H76ZM81 158V157H80ZM245 158V157H244ZM253 158V157H252ZM67 159V158H66ZM73 159H75V158H73ZM70 160V159H67V161H66V163H68V162H71L72 163V161H74V160ZM117 159H119V160H117ZM262 159V158H261ZM46 160V159H45ZM70 160V161H69ZM246 160H247V158H246ZM253 160V159H252ZM22 161V160H21ZM37 161V160H36ZM81 161V160H80ZM254 161V160H253ZM260 161V160H259ZM47 162V161H46ZM57 162H58V159H57ZM76 162V161H75ZM81 162H83V161H81ZM137 162V166L135 165V163ZM154 162V161H153ZM223 162V161H222ZM44 163V162H43ZM62 163V162H61ZM104 163H106V164H104ZM134 163V164H133ZM253 163V162H252ZM260 163V162H259ZM264 163V162H263ZM21 164H23V163H21ZM82 164H84V163H82ZM133 164V165H132ZM221 164V163H220ZM224 164V163H223ZM64 165V164H63ZM72 165H73V163H72ZM74 165H75V163H74ZM78 164L76 163V165L75 166H72V170H74L75 171V167L77 166ZM217 165V164H216ZM216 165H215V169H217V171H218V167L222 170L223 168H221L219 165H217V167H216ZM225 165V164H224ZM257 165V164H256ZM18 166H19V164H18ZM22 165H20V167H21ZM66 166V165H65ZM71 166V165H70ZM80 166V165H79ZM260 166H261V164H260ZM30 167V166H29ZM43 167H45L46 168V166H43ZM42 167V168H43ZM53 167V166H52ZM78 167V166H77ZM84 167V166H83ZM86 167V166H85ZM226 167V166H225ZM263 167V166H262ZM19 168V167H18ZM41 168V167H40ZM56 168V167H55ZM66 168H68V166L66 167ZM74 168V169H73ZM89 168V167H88ZM143 168V169H142ZM146 169V171H145V169ZM257 168V167H256ZM59 169H60V167H59ZM142 169V170H141ZM214 169V168H213ZM225 169V168H224ZM242 169V168H241ZM254 169V168H253ZM20 170V169H19ZM54 170H56V169H54ZM68 170V169H67ZM96 170V171H97ZM145 172H144V171ZM18 171V170H17ZM22 171V170H21ZM31 171V170H30ZM50 171H51V169H50ZM57 171V170H56ZM55 171V172H56ZM79 171V170H78ZM124 171V172H123ZM143 171V172H142ZM215 171V170H214ZM256 171V170H255ZM20 172V171H19ZM39 172H40V170H39ZM55 172H53V173H55ZM70 172H73V171H70ZM85 172V171H84ZM89 172V171H88ZM94 172V171H93ZM208 172V171H207ZM235 172V171H234ZM238 172H240V170L238 171ZM22 173V172H21ZM68 173V172H67ZM95 173V172H94ZM196 173V172H195ZM214 173H216V172H214ZM218 173V172H217ZM219 173H221V172H219ZM243 173H245L246 175H248V177L247 178H242L243 177ZM250 173V172H249ZM254 173V172H253ZM264 173V172H263ZM13 174V173H12ZM38 174V173H37ZM45 174V173H44ZM51 175V178H52V172L50 173ZM56 174V173H55ZM54 174V175H55ZM62 174V173H61ZM68 174H70L71 175V173H68ZM67 174V176H64V178L62 177H60L61 179H63V180H60V181H62V186H61V184H60V188H63L68 194V198H66V201H68V203H74V199L77 197V195H78V193H83V192H85L86 190H87V186H86V184L88 183V181L90 180L91 181V178H87V177H84V178H82V177H79L78 179H77V177L74 179V180H72V181H70L72 178H69L70 176ZM80 174V173H79ZM86 174V173H85ZM89 174V173H88ZM87 174V175H88ZM91 174V173H90ZM99 172L98 173H96V175H97V177L99 176ZM146 174V173H145ZM206 174V173H205ZM211 174V173H210ZM64 175V174H63ZM75 175V174H74ZM95 175V174H94ZM100 175H102V174H100ZM121 175V176H120ZM138 175V176H137ZM156 175H158L157 173H156ZM240 175H241V177H240ZM16 176V175H15ZM44 176V175H43ZM69 176V177H68ZM76 176V175H75ZM78 176V175H77ZM84 176V175H83ZM135 178H134V177ZM151 176V175H150ZM149 176V177H150ZM206 176V175H205ZM219 176V175H218ZM222 176V175H221ZM245 176V175H244ZM3 177V176H2ZM47 177H49V175H47ZM56 177V176H55ZM67 177V178H66ZM93 177V176H92ZM96 177V176H95ZM111 177V176H110ZM122 177V178H121ZM251 177V176H250ZM253 177V176H252ZM22 178V177H21ZM26 178V177H25ZM24 178V179H25ZM31 178V177H30ZM68 178H69V181L71 182V183H73V184H80V188H79V191H76V187L75 186H73V185H71L70 183V185L68 184V186H65V184H64V179H67V181H68ZM103 177L101 176V180H103L102 179ZM108 178L109 177H105L104 179H107V181H110V179L108 180ZM152 178V177H151ZM159 178V177H158ZM205 178V177H204ZM208 178H210V175H209V177ZM214 178H216V175L214 176ZM220 178V177H219ZM218 178V179H219ZM235 178H236V176H235ZM234 178V180H236ZM23 179V178H22ZM42 179V178H41ZM48 179V178H47ZM46 179V180H47ZM95 179V178H94ZM100 179H99V181H100ZM12 180V179H11ZM15 180V179H14ZM32 180V179H31ZM51 180V179H50ZM50 180H47V182L49 181V183L51 182ZM54 180V179H53ZM157 180V179H156ZM155 180V181H156ZM214 180V179H213ZM216 180V179H215ZM16 181V180H15ZM28 181H30V180H28ZM36 181V180H35ZM114 181V180H113ZM112 181V182H113ZM148 181V182H147ZM154 181V182H155ZM212 181V180H211ZM237 181V180H236ZM55 182V181H54ZM53 181H52V184L54 183ZM115 182V181H114ZM214 182V181H213ZM212 182V183H213ZM30 183V182H29ZM34 183H37V181L36 182H34ZM56 183V182H55ZM54 183V184H55ZM109 183V182H108ZM107 183V184H108ZM115 183H117V181L115 182ZM119 183V182H118ZM121 183V182H120ZM126 183V184H127ZM158 183V182H157ZM156 183V184H157ZM160 183H158V184H160ZM210 183V182H209ZM209 183H208V185H209ZM215 183V182H214ZM4 184V183H3ZM31 184H32V182H31ZM104 184V183H103ZM201 184V185H200ZM211 184V183H210ZM14 185H16V184H14ZM206 184H204V186H205ZM207 185V186H208ZM1 186V185H0ZM7 186H9V185H7ZM24 186V185H23ZM40 186V185H39ZM50 186V185H49ZM48 186V187H49ZM56 186V185H55ZM85 186V187H84ZM101 186V185H100ZM105 186H106V181H105ZM108 186H109V190L111 189V184L109 185L108 184ZM169 186H172L174 189H175V194L174 193H168V192H166L165 190H166V188L167 187H169ZM42 187H44V186H42ZM41 187V188H42ZM45 187H46V185H45ZM48 187H46V188H48ZM206 187V186H205ZM210 188H211V185L209 186ZM208 187V189H210ZM213 187V186H212ZM31 188V187H30ZM56 188V187H55ZM86 188V189H85ZM90 189H92V190H94V188H95V185H91L90 187H89ZM88 188V189H89ZM21 189V188H20ZM32 189V188H31ZM51 189H53V187H51ZM58 189V188H57ZM96 189H98V188H96ZM255 189L256 190H259V189H261V191H262V194L261 193H257L258 194V196H255L254 195V191H255ZM1 190V189H0ZM55 190V189H54ZM62 190V189H61ZM73 190H75L74 191V193L72 192V194L70 193L71 191H73ZM77 190H78V188H77ZM112 190V189H111ZM110 190V191H111ZM2 191V190H1ZM28 191V190H27ZM26 191V192H27ZM42 191H44V189L42 190ZM59 191V190H58ZM4 192V191H3ZM50 192V191H49ZM61 192H63V190L61 191ZM102 192V191H101ZM173 192V191H172ZM260 192V191H259ZM13 193V192H12ZM15 193H17V192H15ZM29 193V192H28ZM103 193H105L104 191H103ZM119 193V192H118ZM117 193V194H118ZM39 194V193H38ZM91 194V193H90ZM107 194H109L108 192H107ZM180 195L181 196V198L179 197H177L176 195ZM2 195V194H1ZM23 195V194H22ZM21 195V196H22ZM66 194H65V196H67ZM86 195V194H85ZM14 196V195H13ZM57 196V195H56ZM61 196V195H60ZM191 196V195H190ZM197 196V195H196ZM58 197H59V195H58ZM86 197H88V196H86ZM94 197V196H93ZM203 197V196H202ZM210 197V196H209ZM208 197V198H209ZM237 197H239V200H237ZM18 198V197H17ZM63 198V197H62ZM83 198V197H82ZM212 198V197H211ZM78 199V198H77ZM63 201H65L64 200V198L62 199ZM207 200H209V199H207ZM212 200V199H211ZM215 201H214V203H215ZM119 202H120V200H119ZM197 201H195V203H196ZM202 202H204V201H202ZM207 202V201H206ZM211 202H213V201H211ZM16 203V202H15ZM65 203V202H64ZM67 202H66V204L65 205H67L68 204ZM203 205H205L204 203H202ZM207 204H208V202H207ZM209 205V204H208ZM121 206V205H120ZM194 206H197V205H194ZM214 207V206H213ZM216 207V206H215ZM214 207V208H215ZM209 209H210V207H208ZM198 210H199V208H198ZM201 210H202V208H201ZM200 210V211H201ZM215 210V209H214ZM92 211V210H91ZM205 211V210H204ZM207 211H208V209H207ZM206 211V212H207ZM209 212V211H208ZM92 213V212H91ZM96 213V212H95ZM198 214V213H197ZM204 214V213H203ZM207 214V213H206ZM209 214V213H208ZM207 214V215H208ZM91 215V214H90ZM106 215V214H105ZM103 216V215H102ZM196 216H198V215H196ZM203 216V215H202ZM210 216V215H209ZM3 217V216H2ZM199 217V216H198ZM200 219V218H199ZM196 222H197V220H196ZM100 223V224H99ZM147 223V224H146ZM210 223V224H211ZM196 224V223H195ZM194 224V225H195ZM210 224H208L209 226H212V225H210ZM75 225V224H74ZM165 225H167V226H165ZM193 225V226H194ZM205 225V224H204ZM200 226L201 228L202 227H206V226ZM207 225V226H208ZM148 226V225H147ZM139 227V228H138ZM143 227V226H142ZM188 227V229H190L191 228V225H190V228H189V225L187 226ZM121 228V229H120ZM122 228H123V230H122ZM207 228V227H206ZM66 229V228H65ZM198 229V228H197ZM122 230V231H121ZM149 230V229H148ZM147 230V231H148ZM159 230V229H158ZM159 230V231H160ZM210 230V229H209ZM96 231V230H95ZM119 231H121L120 233H119V235L117 236V234L116 233H118ZM153 231V230H152ZM171 232V231H170ZM172 232V233H173ZM115 234H116V237H115ZM154 234V233H153ZM170 234V233H169ZM67 235H70V233H67ZM179 234H177V236H178ZM184 235V234H183ZM143 236V235H142ZM169 236V235H168ZM172 236V235H171ZM182 236V235H181ZM68 237V236H67ZM173 237H175L174 236V234H173ZM59 239V238H58ZM66 239V238H65ZM114 239V240H113ZM167 239V238H166ZM188 239H186V240H188ZM56 239H52V240H49L48 239V242H43V243H52V242H55V243H57V241H55ZM150 240V239H149ZM186 240H185V242H186ZM59 241V240H58ZM159 242V241H158ZM22 243H25V242H22ZM150 243H152V242H150ZM184 243V242H183ZM187 243H188V241H187ZM186 243V244H187ZM210 243V244H209ZM13 244V243H12ZM177 244V243H176ZM3 245V244H2ZM16 245V244H15ZM20 245V244H19ZM18 245V246H19ZM22 245V244H21ZM195 245V246H194ZM203 245V244H202ZM206 245V244H205ZM11 247H12V245H11ZM10 247V248H11ZM14 247V246H13ZM21 247V246H20ZM175 247H176V245H175ZM174 246H173V248H175ZM180 247V246H179ZM183 247V246H182ZM3 248H4V246H3ZM62 248H63V246H62ZM199 248H201V247H199ZM15 249V248H14ZM17 250H19L18 248H16ZM183 249H185V248H183ZM2 250V249H1ZM7 250H9V249H7ZM21 250H23V248L21 249ZM192 250V251H191ZM194 250H196V251H194ZM10 251V250H9ZM61 251V250H60ZM185 251V250H184ZM189 251V252H188ZM2 252V251H1ZM20 252V251H19ZM63 252H64V249H63ZM3 253H6L5 251L3 252ZM2 253V254H3ZM59 253L61 254V255H63L64 253H61V252H59L58 251V256H61V255H59ZM1 254V253H0ZM4 255V254H3ZM8 255H10V254H8ZM154 255V256H153ZM161 255V254H160ZM7 256V255H6ZM5 256V257H6ZM11 256V255H10ZM62 257V256H61ZM7 258V257H6ZM9 256H8V260H9ZM15 258V257H14ZM200 258H202V259H200ZM5 259V258H4ZM3 259V260H4ZM16 259V258H15ZM14 259V261H16ZM1 260V259H0ZM187 260H188V262H187ZM193 260H190L191 261V263H192V261ZM2 261V260H1ZM10 261H11V259H10ZM135 261H137V263L135 262ZM4 262H5V260H4ZM7 262V261H6ZM9 262V261H8ZM7 262V263H8ZM13 262V261H12ZM11 262V263H12ZM224 262V263H223ZM3 263V262H2ZM6 263V264H7ZM18 263V262H17ZM10 264V263H9ZM156 264H158V263H156ZM194 264V263H193ZM234 264V263H233Z\"/></svg>", "mask_w": 264, "mask_h": 264}, {"label": "clouds", "instance_id": "clouds-1", "mask_svg": "<svg viewBox=\"0 0 264 264\" xmlns=\"http://www.w3.org/2000/svg\"><path fill=\"white\" fill-rule=\"evenodd\" d=\"M234 132L235 127L227 128L225 135L231 136ZM68 233L70 235H66L68 238L62 242V257L58 256L57 243H43V234L28 237L26 247L16 256L18 264H106L110 255V243L98 237L88 218L69 226ZM74 243L76 247H73Z\"/></svg>", "mask_w": 264, "mask_h": 264}, {"label": "built area", "instance_id": "built-area-1", "mask_svg": "<svg viewBox=\"0 0 264 264\" xmlns=\"http://www.w3.org/2000/svg\"><path fill=\"white\" fill-rule=\"evenodd\" d=\"M237 200H239V197H237Z\"/></svg>", "mask_w": 264, "mask_h": 264}]
</instances>
